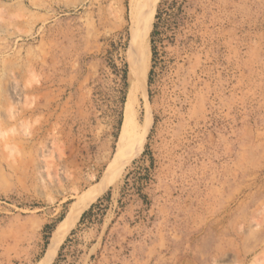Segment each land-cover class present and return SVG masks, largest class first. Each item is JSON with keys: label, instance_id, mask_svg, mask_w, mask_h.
I'll return each instance as SVG.
<instances>
[{"label": "rangeland", "instance_id": "obj_1", "mask_svg": "<svg viewBox=\"0 0 264 264\" xmlns=\"http://www.w3.org/2000/svg\"><path fill=\"white\" fill-rule=\"evenodd\" d=\"M147 2L0 0V123L43 117L20 158L0 153V264H43L117 154ZM149 42L146 139L52 264H264V0H157Z\"/></svg>", "mask_w": 264, "mask_h": 264}, {"label": "bare ground", "instance_id": "obj_2", "mask_svg": "<svg viewBox=\"0 0 264 264\" xmlns=\"http://www.w3.org/2000/svg\"><path fill=\"white\" fill-rule=\"evenodd\" d=\"M157 0H148L138 11L131 28L129 63V93L124 111V122L114 159L108 161L102 174L95 173L80 181L74 189L76 203L70 207L66 220L60 224L51 239L43 264H52L54 256L67 233L82 213L109 188L117 186L127 165L138 154L151 126V114L146 108L140 115V100L146 97L149 62L151 56L149 37L153 28Z\"/></svg>", "mask_w": 264, "mask_h": 264}, {"label": "clouds", "instance_id": "obj_3", "mask_svg": "<svg viewBox=\"0 0 264 264\" xmlns=\"http://www.w3.org/2000/svg\"><path fill=\"white\" fill-rule=\"evenodd\" d=\"M43 117L36 116L31 119H19L15 108H10L7 113L8 123H0V153L12 162L22 156V149L16 142L18 137L30 138ZM260 225L254 231L260 230Z\"/></svg>", "mask_w": 264, "mask_h": 264}, {"label": "trees", "instance_id": "obj_4", "mask_svg": "<svg viewBox=\"0 0 264 264\" xmlns=\"http://www.w3.org/2000/svg\"><path fill=\"white\" fill-rule=\"evenodd\" d=\"M170 19H171V15L169 14L168 9H166V8L165 9L164 8L158 9V13L156 15V23L154 24V30H153L152 35H151L152 53H153L154 60H155L156 55H157L156 37L160 33V29H164V27H167L169 25V23L171 22Z\"/></svg>", "mask_w": 264, "mask_h": 264}]
</instances>
